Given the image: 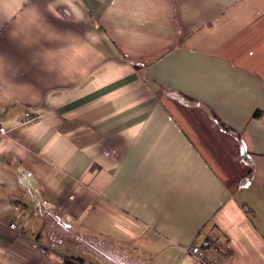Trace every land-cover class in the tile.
I'll return each instance as SVG.
<instances>
[{
	"label": "crops",
	"instance_id": "crops-1",
	"mask_svg": "<svg viewBox=\"0 0 264 264\" xmlns=\"http://www.w3.org/2000/svg\"><path fill=\"white\" fill-rule=\"evenodd\" d=\"M48 7L89 27L36 79L18 36L36 7L0 0V264H193L209 238L222 264H264V0Z\"/></svg>",
	"mask_w": 264,
	"mask_h": 264
},
{
	"label": "snow or ice",
	"instance_id": "snow-or-ice-1",
	"mask_svg": "<svg viewBox=\"0 0 264 264\" xmlns=\"http://www.w3.org/2000/svg\"><path fill=\"white\" fill-rule=\"evenodd\" d=\"M179 2L185 5V14L193 19L198 15L202 17L212 6V0H179ZM29 3L35 5L37 14L33 15L30 21L21 20L18 36L23 42L22 50L31 57V62L28 63V74L40 79L43 75L40 68L44 63L46 50L55 47L56 42L64 38L67 33L83 32L89 25L74 19L72 13L68 12L66 8L60 7L59 14L53 12L48 7L49 0H29ZM27 6L28 4H25V7ZM55 7L53 5V8ZM2 131L4 130L0 129V132ZM42 131L39 126H36L28 132V135L39 137ZM19 139L23 142L24 137L21 136ZM253 166H255V162H253Z\"/></svg>",
	"mask_w": 264,
	"mask_h": 264
},
{
	"label": "built area",
	"instance_id": "built-area-1",
	"mask_svg": "<svg viewBox=\"0 0 264 264\" xmlns=\"http://www.w3.org/2000/svg\"><path fill=\"white\" fill-rule=\"evenodd\" d=\"M38 120V115L31 112L29 109L24 108L18 115L16 122L18 125H27L34 123ZM0 129L5 133L6 128L1 124ZM23 209L17 205H14V213L10 219L12 226L16 229L21 230L24 227V222L21 219ZM210 253V255H208ZM227 247L222 244L218 238L205 239V245L201 248L197 244H192L187 250V255L192 259L193 264H222V259L229 256Z\"/></svg>",
	"mask_w": 264,
	"mask_h": 264
},
{
	"label": "trees",
	"instance_id": "trees-1",
	"mask_svg": "<svg viewBox=\"0 0 264 264\" xmlns=\"http://www.w3.org/2000/svg\"><path fill=\"white\" fill-rule=\"evenodd\" d=\"M182 100H186V101H189V102H193L194 100L189 98V97H186L184 95H180V94H177ZM259 112H255L254 113V116H258ZM213 118L216 120V123L218 125H220L221 127L224 126L215 116H213ZM224 128V127H223ZM64 262L66 264H83L82 260L79 259V258H65L64 259Z\"/></svg>",
	"mask_w": 264,
	"mask_h": 264
}]
</instances>
